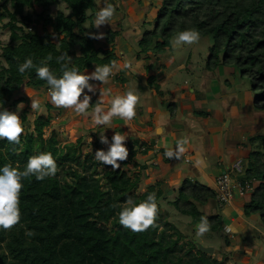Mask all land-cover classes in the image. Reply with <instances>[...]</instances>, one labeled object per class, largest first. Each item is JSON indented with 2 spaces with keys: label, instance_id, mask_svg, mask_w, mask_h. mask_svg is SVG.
I'll list each match as a JSON object with an SVG mask.
<instances>
[{
  "label": "trees",
  "instance_id": "16d2710c",
  "mask_svg": "<svg viewBox=\"0 0 264 264\" xmlns=\"http://www.w3.org/2000/svg\"><path fill=\"white\" fill-rule=\"evenodd\" d=\"M0 1V21L7 19L3 27L9 31V42L0 53L3 108L11 111L23 101L13 98L23 86L49 90L36 77L35 69L23 74L17 71L26 57L40 66L51 56L46 62L57 73L61 63L67 62L57 61L62 54L72 58L70 66L85 73L117 61L114 42L119 32L111 29L102 32L104 43L99 45L84 26L88 21L93 28L94 12H87L95 8L96 0ZM159 1L152 21L154 27L144 31L137 41L136 57L149 51L161 53L170 47L171 38L180 30L196 28L201 37L212 39L206 70L214 72L218 67H229L246 76L255 94L254 108L264 110V0ZM58 3L65 4L68 14L57 11L53 19L46 16L45 12ZM36 8L42 11L30 12ZM39 22L42 25L37 29ZM97 102L93 97L90 106ZM172 108L170 103L171 114ZM49 121V117L36 118L34 131L22 134L19 144L0 139V166L10 163L23 169L30 156L47 151L53 154L59 169L55 176L43 181L34 176L22 180L21 221L11 229H0V264H225V260L200 251L193 241L183 243V235L168 221L166 213L160 212L161 201L165 199L162 180L148 184L139 194L140 173L129 175L119 169L106 170L101 175L94 174V170L87 172L92 165L80 160V140L59 145L54 135L45 138L44 128ZM247 145L250 149L247 163L238 180L242 185L251 182L252 191L244 196L242 212L244 218L258 216L264 225V135L248 137ZM142 147L144 143L139 144ZM133 155L135 151H130V160ZM74 164L83 171L79 172ZM150 193L157 198L158 227L135 233L122 228L117 214L123 201L131 196L140 202ZM168 193L176 195L169 205L190 218L192 225H198L206 216L211 225L209 232L222 231V215L203 211L206 205L217 201L214 190L184 179ZM26 230L34 234L29 237Z\"/></svg>",
  "mask_w": 264,
  "mask_h": 264
},
{
  "label": "rangeland",
  "instance_id": "374dc122",
  "mask_svg": "<svg viewBox=\"0 0 264 264\" xmlns=\"http://www.w3.org/2000/svg\"><path fill=\"white\" fill-rule=\"evenodd\" d=\"M109 2L116 6L117 11L113 18L108 21V24H104L97 28L93 23L92 28L87 21L84 26L86 30L93 34L105 32L107 29L118 31L119 34L117 39H123L126 48L122 49L119 44H115L114 53L117 54L118 58L117 61L113 63V65L115 64L112 70L113 76L109 78L107 83H101L98 80H89L90 84L96 86V94L92 95L90 93L89 95H92V98L94 97L98 101L103 100L105 106H107L108 97L103 96V92L106 88L110 89L113 94H122L128 89H132L136 91L139 96V102L136 107V116L131 121H125L119 117H114L109 125L96 126L91 117L76 114L70 108H58L52 104L50 101L49 90H32L26 86H23L15 93L13 98H22L23 101L18 103L11 111H16L17 106L23 103V108L19 110V116L22 119L24 126V132L22 134L33 132L34 120L41 116L43 119H46L47 117L50 118L49 124L44 128L45 138L54 135L59 145L68 143L76 144L80 140L78 147L80 160H86L88 165H92L90 171L87 172L94 170V174L96 175H101L106 170L112 169L111 165H103L102 162H100L102 165L100 166V164L94 159V153L96 150L101 148L105 150L107 149V145L100 143V135H105L109 140H111L114 133L128 135L124 142L128 149V158L125 161L120 162L121 166L117 169L122 170L129 175H133L137 174L138 171L134 166L138 161H136L134 157L140 159V156L142 155H140L141 148H139V144H146L145 142L133 139V136H135V138L139 136V134H135V128L140 130V127H144L146 121H143L141 118L151 116L153 108L155 109L163 106L167 109L172 100L174 102L176 101L174 100L175 98L182 97V92L184 91L190 94V90L193 88L196 92L205 94L202 92L201 86L207 82L206 73L209 71L206 70L205 65L208 56V49L212 45V39L210 37H201L198 43L174 46L172 44V41L176 36L174 35L170 40V47L165 51L161 53L149 51L146 55L141 54L140 58H137V37H141L144 31L153 29L154 24L152 21L155 18L160 1L109 0ZM102 4L103 0H96L95 8L92 11L87 12V14L94 12V19L92 22L95 20V12L102 6ZM141 4L143 7H140L138 10L137 6H141ZM41 11L40 8H36L34 11L30 12L40 13ZM57 11H62L63 13L68 14L65 4L58 3L50 7L47 12H45V15L53 19ZM6 22L7 19L0 21V53L2 47L9 42L8 28L3 27ZM41 25V22L37 23L36 28L40 29ZM32 29H34L33 26ZM48 30L52 33L50 28H48ZM128 35H132V37L129 38ZM52 37L55 39L54 36ZM97 40L100 42L98 43L99 45L104 43L101 39ZM1 64H3V62L0 59V65ZM125 64H128L129 66L125 68ZM180 66L182 68L177 70ZM225 68L230 69L229 72L225 70H215L212 72L214 77L211 78V81L216 82V84H214L212 88H208V92L210 90L213 92L220 91L221 93L229 92L228 88L232 86L234 87L233 90L236 92L245 93V97L243 96V102L246 104L250 101V106L248 105V111H240L239 114L241 118L236 122L239 123L238 128L242 131L243 137L246 138V141L247 138L252 135H264V110L254 108L253 97L255 94L250 88L251 86L248 78L246 76H240L233 68ZM93 71L87 72L86 74H90ZM160 71H163V73ZM119 76H123L125 81L120 82ZM218 86L219 89H217ZM175 87L178 92L174 91ZM171 93H173V96H171ZM220 98L215 101L206 100L203 104L198 102V100L200 101L198 98L197 102L193 103L195 109L201 113L206 112L207 108V110L212 109V111L209 112V117H205V115L198 116V118H202V124L208 131L206 142L209 144V133L212 132V129L217 127L222 129L228 122V119H226L225 123L222 125V117L226 116V109L219 103ZM32 99L39 101L41 105L39 110H32L30 108V101ZM182 101L183 100H181V102ZM48 105L51 106V109L48 108ZM139 109L141 110L139 111ZM89 111H91V106ZM139 114H141L142 117ZM232 127L233 124L230 129H232ZM175 129H177V132H174L176 138L184 136L181 128ZM223 130L226 132L227 128ZM211 138L217 142V145H219L217 135H214V137ZM227 140L228 139L224 140L225 144H227ZM136 141H138V143H136ZM231 146H234L233 142L231 143ZM233 149L235 153L232 157L240 155L235 151V148ZM130 151H135L136 153L131 160L129 159ZM216 159L217 158L215 157V161ZM243 163L244 164L241 165L242 167L246 165L247 162L245 161ZM73 166L79 172L83 171L81 167L76 166L75 164ZM242 173L243 168L242 172L238 174L239 180L242 178ZM156 178L157 175L154 172H149L148 174H145L144 172L143 175L141 174V183L137 193L140 194L144 192L146 186L154 183ZM168 192L170 191H165V199L161 201L160 212H165L168 221L183 235V243L193 241L204 247H212L213 254L211 256L218 260H225V264H264V253L262 252L264 251L262 250L264 246V225L261 223L258 216L245 218V220L250 223L249 225H246L248 228L252 225L254 220L253 224L256 225L257 230H259L261 234L259 233V235H257V232L252 234L250 230L245 231V229V232H238L237 234L231 233L226 226L228 221L224 218L226 215H229L230 211L228 210L226 212V210L231 206L232 201L230 204L226 205H220L217 201L212 204L209 203L203 208L204 213L221 214L223 217V229L221 232H208L200 237L196 235L195 230L197 225H192L190 223V218L180 215L171 205H169L168 202L175 199L176 195L175 193L170 194ZM246 226L244 225L243 227L245 228ZM226 240H229L228 245L226 244Z\"/></svg>",
  "mask_w": 264,
  "mask_h": 264
},
{
  "label": "clouds",
  "instance_id": "9594fccd",
  "mask_svg": "<svg viewBox=\"0 0 264 264\" xmlns=\"http://www.w3.org/2000/svg\"><path fill=\"white\" fill-rule=\"evenodd\" d=\"M116 6L103 0L102 6L95 12L94 26L99 28L108 24L116 13ZM103 33L93 34V38H103ZM201 38L200 31L193 27H185L180 30L172 44L174 46L192 45L198 43ZM48 56L42 61L40 66L33 63L31 57H26L17 67L21 74L27 70L35 69V75L38 79L44 81L49 89L50 101L58 108H70L76 114L91 117L96 126L109 125L114 117H119L125 121H131L136 116V107L139 102V96L136 91L128 89L122 94H113L110 89H105L103 96L108 97V104L100 100L92 105L89 111L92 95L96 94V86L90 84L89 80H98L101 83H107L113 75L114 65L105 64L95 67V70L86 74L77 67L70 66L71 59L67 54L57 57V61H67L61 63L60 72L51 69L47 60ZM129 65L125 64L127 68ZM92 95H89V94ZM40 103L36 99L30 101L32 110H39ZM23 108V103L17 106L16 111H10L0 106V139L9 143L19 144L20 137L24 132L23 121L19 116V110ZM165 127H157L155 135H163ZM128 135L114 133L111 140L101 134L100 143L107 145V149H98L94 153V159L101 165H111L112 170L120 168V162L128 158V149L125 140ZM188 143L187 137H182L176 141L174 146L164 145L166 151L164 156L168 159L180 160L186 152L185 145ZM204 158L200 157L199 163H203ZM56 159L51 152L42 151L36 155L30 156L23 169L14 167L10 163L0 166V229L8 230L13 228L21 221L20 193L23 188L22 180L34 176L37 181H43L48 177H53L58 172ZM238 175V174H237ZM118 222L124 229L132 232H144L149 228H157L158 205L155 193H150L140 202L133 197H127L118 212ZM211 229L208 217H202L196 227V235L204 236ZM31 230H26L25 235L32 236Z\"/></svg>",
  "mask_w": 264,
  "mask_h": 264
},
{
  "label": "crops",
  "instance_id": "0c3cea01",
  "mask_svg": "<svg viewBox=\"0 0 264 264\" xmlns=\"http://www.w3.org/2000/svg\"><path fill=\"white\" fill-rule=\"evenodd\" d=\"M138 6V10L140 7H143L142 4L141 6ZM128 36L129 38L132 37V35ZM118 39L117 37L115 38L114 48L115 44H119L122 49H125L126 44L124 43L123 39ZM139 39L140 37H137V41ZM115 55L117 56L116 53ZM181 68L182 67L180 66L177 70ZM223 70L229 72L230 69L225 67H219L216 69V71ZM160 72L163 73V71ZM213 77L214 75L212 72L206 73L207 82L201 86V90L205 94L198 93L192 88L190 90V94L184 91L182 92V97L175 98L174 100L176 101L174 102L172 100V114L169 112L170 110H168V108L165 109L163 106L160 108H153L151 116L149 117L145 118L139 114L142 117L141 119L143 121L145 120L146 122L144 127H140V130L135 128L134 132L135 134H139V136L136 138L133 136V139L145 142L146 144H144V147L141 148L140 155H142L140 156V159L134 157V159L138 161L134 166L138 170L137 173L142 175L144 172L145 174L154 172L157 175L156 180H162L163 184L161 189L164 192L176 189L184 179L198 181L199 183L214 190L215 180L218 176L228 173L237 161L240 160L245 162L247 159L250 149L247 143H245L247 142L246 138L243 137L242 131H240L238 128L239 123L236 122L241 118L239 114L241 110L248 111V105L250 106V101L245 104L243 102V96L245 97V93L243 94L241 92H236L233 90L234 87L232 86L228 88L229 92L221 93L220 91L213 92L211 90L208 92V88L210 89L212 86H214V84H216V82L211 81V78ZM119 81L124 82V77L119 76ZM217 89H219V86ZM174 91L178 92L176 87L174 88ZM171 96H173V93H171ZM218 98H220L219 103L226 109V116L222 117V125L225 123L226 119H228V122L222 129L220 127L212 129V132L209 133V144L206 142L208 131L202 124V118H198V116L195 114L198 112V110L195 109V105L193 103L197 102L198 100L200 104H203L206 102V100L215 101ZM181 100L183 101L181 102ZM207 109L205 112L207 113L205 114V117H209V112L212 111V109ZM140 110L141 109H139V111ZM232 124L233 127L230 129ZM165 126L166 131L163 135H155V129L157 127ZM175 128H181L184 134L183 137H187L188 139V143L185 145L186 152L183 154L180 160L168 159L164 157V152L166 151L164 145L174 146L176 141L180 139L176 138V134L174 132H177V129ZM225 128H227L226 132L223 130ZM214 135L218 136L217 139L219 141V145H217V142L211 138L214 137ZM225 139H228L226 141L227 144H225ZM232 142L234 146H231ZM233 148H235V151H237L240 155L232 157L235 153ZM200 157L204 158L203 163L198 162ZM215 157L217 158L216 161ZM230 176L232 181H238V175L230 173ZM243 203L244 198H241L236 194L231 202V206H229L227 210L225 209L226 212L228 210L230 211L229 215H226L224 218L228 221L226 226L231 233L237 234L238 232L250 230L252 234L257 232V235H259V230H257L256 225L253 224L254 220L253 223L251 222L252 225H250L249 228L246 226L250 223H248V221H246L243 217ZM244 225L247 228H244ZM262 250H264V246ZM262 252L264 253V251Z\"/></svg>",
  "mask_w": 264,
  "mask_h": 264
},
{
  "label": "built area",
  "instance_id": "2783aa9c",
  "mask_svg": "<svg viewBox=\"0 0 264 264\" xmlns=\"http://www.w3.org/2000/svg\"><path fill=\"white\" fill-rule=\"evenodd\" d=\"M164 157L167 158L166 156ZM241 165L242 161H237L228 173H224L216 178L214 191L216 200L220 205L230 204L236 194L239 197H244L252 191L251 182H244L242 185L240 181H232L230 173L240 174L242 172Z\"/></svg>",
  "mask_w": 264,
  "mask_h": 264
},
{
  "label": "water",
  "instance_id": "95a60500",
  "mask_svg": "<svg viewBox=\"0 0 264 264\" xmlns=\"http://www.w3.org/2000/svg\"><path fill=\"white\" fill-rule=\"evenodd\" d=\"M196 245H197V248H198L200 251H202V252H204V253H206V254H208V255H212V254H213V248H212V247H204V246H202V245L199 244V243H196Z\"/></svg>",
  "mask_w": 264,
  "mask_h": 264
}]
</instances>
